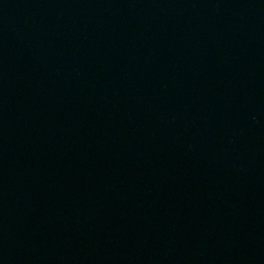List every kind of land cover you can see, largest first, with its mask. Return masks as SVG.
<instances>
[{
  "label": "water",
  "instance_id": "water-1",
  "mask_svg": "<svg viewBox=\"0 0 264 264\" xmlns=\"http://www.w3.org/2000/svg\"><path fill=\"white\" fill-rule=\"evenodd\" d=\"M0 264H264V0H0Z\"/></svg>",
  "mask_w": 264,
  "mask_h": 264
}]
</instances>
